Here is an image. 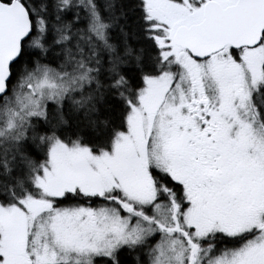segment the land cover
<instances>
[{
    "label": "snow or ice",
    "instance_id": "obj_1",
    "mask_svg": "<svg viewBox=\"0 0 264 264\" xmlns=\"http://www.w3.org/2000/svg\"><path fill=\"white\" fill-rule=\"evenodd\" d=\"M0 264H264V0H0Z\"/></svg>",
    "mask_w": 264,
    "mask_h": 264
}]
</instances>
